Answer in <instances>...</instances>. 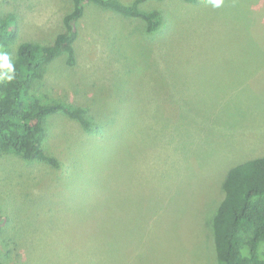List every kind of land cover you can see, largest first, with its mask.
I'll return each mask as SVG.
<instances>
[{"label":"rangeland","instance_id":"obj_1","mask_svg":"<svg viewBox=\"0 0 264 264\" xmlns=\"http://www.w3.org/2000/svg\"><path fill=\"white\" fill-rule=\"evenodd\" d=\"M142 9L159 11L158 31L88 4L75 64L62 54L34 83L42 103L84 108L104 131L57 112L43 149L59 169L0 155L4 264H218L222 184L264 157V0ZM72 10L73 0H0V18L16 16L14 55L52 43Z\"/></svg>","mask_w":264,"mask_h":264},{"label":"trees","instance_id":"obj_2","mask_svg":"<svg viewBox=\"0 0 264 264\" xmlns=\"http://www.w3.org/2000/svg\"><path fill=\"white\" fill-rule=\"evenodd\" d=\"M150 0H73V10L64 17V31L52 43L23 42L15 55L12 45L18 38L16 16L0 18V155L14 154L27 161L44 162L53 168L60 161L47 154L43 143L48 135L46 118L62 112L78 121L89 134H100L104 127L88 117L84 108L64 103L44 104L31 93L47 65L66 54L67 63L75 64L77 23L88 4L112 11L125 18L146 23L147 33L160 29L159 11H146ZM157 1V0H156ZM162 1V0H158ZM199 0H184L197 3ZM260 39L264 45V29ZM259 46V47H260ZM231 87L226 86L225 91ZM189 99V98H187ZM223 198L212 222L218 264H264V157L232 167L222 184ZM0 264H4L0 260Z\"/></svg>","mask_w":264,"mask_h":264},{"label":"clouds","instance_id":"obj_3","mask_svg":"<svg viewBox=\"0 0 264 264\" xmlns=\"http://www.w3.org/2000/svg\"><path fill=\"white\" fill-rule=\"evenodd\" d=\"M216 2H217V5H219L220 0H216Z\"/></svg>","mask_w":264,"mask_h":264}]
</instances>
